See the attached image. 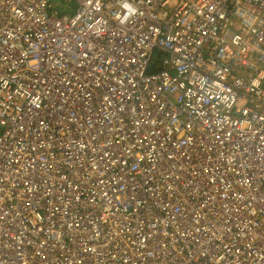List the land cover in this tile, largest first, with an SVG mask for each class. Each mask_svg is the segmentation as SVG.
<instances>
[{"label": "built area", "instance_id": "obj_1", "mask_svg": "<svg viewBox=\"0 0 264 264\" xmlns=\"http://www.w3.org/2000/svg\"><path fill=\"white\" fill-rule=\"evenodd\" d=\"M0 264H264V0H0Z\"/></svg>", "mask_w": 264, "mask_h": 264}, {"label": "trees", "instance_id": "obj_2", "mask_svg": "<svg viewBox=\"0 0 264 264\" xmlns=\"http://www.w3.org/2000/svg\"><path fill=\"white\" fill-rule=\"evenodd\" d=\"M161 59H162V53L155 50L152 54V57L150 58V62L148 64V69L149 70L157 69L158 66L160 65Z\"/></svg>", "mask_w": 264, "mask_h": 264}, {"label": "rangeland", "instance_id": "obj_3", "mask_svg": "<svg viewBox=\"0 0 264 264\" xmlns=\"http://www.w3.org/2000/svg\"><path fill=\"white\" fill-rule=\"evenodd\" d=\"M54 2H58V3H59V2H60V0H54Z\"/></svg>", "mask_w": 264, "mask_h": 264}]
</instances>
